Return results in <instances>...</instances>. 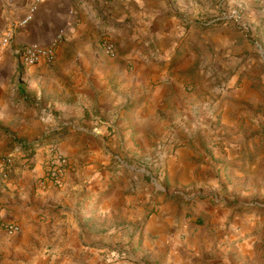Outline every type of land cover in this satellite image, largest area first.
Returning <instances> with one entry per match:
<instances>
[{"label":"crops","instance_id":"obj_1","mask_svg":"<svg viewBox=\"0 0 264 264\" xmlns=\"http://www.w3.org/2000/svg\"><path fill=\"white\" fill-rule=\"evenodd\" d=\"M198 4L47 0L2 48L4 36L34 5L31 0H0V166L5 157L15 156L9 177L0 170V220L20 226L13 236L0 233V264H106L103 256L118 250L121 238L131 239L132 178L151 173L124 158H140L148 142L165 140L168 146L157 155L174 159L170 170L192 167L189 122L179 121L183 131H167L162 137L159 119L174 101L173 92L179 91L180 74L194 62L182 48L193 30L187 22L206 5ZM101 11L111 15L112 25L122 26L117 42L131 67L107 56L98 42L74 38L76 21L83 35L89 24L83 14ZM62 36L66 39L59 42ZM54 43L53 62L23 63L26 46L48 48ZM51 145L73 166L62 185L41 187L38 181ZM29 153L33 167L24 165L23 156ZM155 188L161 189L158 184ZM137 189L135 203H147L150 191L145 185ZM120 207L129 213L122 221L116 219Z\"/></svg>","mask_w":264,"mask_h":264},{"label":"rangeland","instance_id":"obj_2","mask_svg":"<svg viewBox=\"0 0 264 264\" xmlns=\"http://www.w3.org/2000/svg\"><path fill=\"white\" fill-rule=\"evenodd\" d=\"M196 1L206 5L187 22L193 30L182 48L194 62L159 119L162 137L189 122L192 167L171 171L174 159L157 155L165 140L148 142L140 158H121L151 173L132 178L131 239L121 238L106 264H264V0ZM83 15L88 29L80 35L76 21L74 38L98 42L104 53L113 42L115 59L131 67L118 46L122 26L106 11ZM137 185L150 191L147 203H135ZM122 208L121 221L129 215Z\"/></svg>","mask_w":264,"mask_h":264},{"label":"built area","instance_id":"obj_3","mask_svg":"<svg viewBox=\"0 0 264 264\" xmlns=\"http://www.w3.org/2000/svg\"><path fill=\"white\" fill-rule=\"evenodd\" d=\"M33 7L30 13L24 20L13 25L11 31H9L1 42V47L6 48L12 39L13 31L20 27L23 28L28 25L32 20L33 14L36 10V6L45 3L47 0H31ZM60 39L58 41L60 42ZM56 43L48 48H43L37 45H28L22 52V61L26 66H34L41 60L53 62L56 59ZM104 50L106 54L112 58H117L119 55L116 45L107 41L104 44ZM32 153L23 156L24 165L27 167H33ZM15 164V156H7L2 160L0 170L4 177H9ZM72 162L70 158L59 150L56 145H51L48 148L47 159L43 163L42 177L39 179V185L41 187L60 186L64 183L66 175L72 169ZM20 232V226L13 222H5L0 220V233H4L6 236H13Z\"/></svg>","mask_w":264,"mask_h":264}]
</instances>
